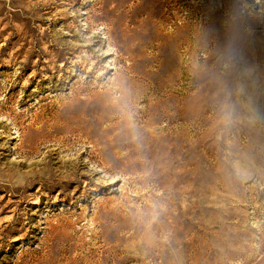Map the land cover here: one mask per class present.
<instances>
[{
  "label": "rangeland",
  "instance_id": "rangeland-1",
  "mask_svg": "<svg viewBox=\"0 0 264 264\" xmlns=\"http://www.w3.org/2000/svg\"><path fill=\"white\" fill-rule=\"evenodd\" d=\"M0 264H264V0H0Z\"/></svg>",
  "mask_w": 264,
  "mask_h": 264
},
{
  "label": "bare ground",
  "instance_id": "bare-ground-1",
  "mask_svg": "<svg viewBox=\"0 0 264 264\" xmlns=\"http://www.w3.org/2000/svg\"><path fill=\"white\" fill-rule=\"evenodd\" d=\"M224 50H222V52H223ZM230 52V51H229ZM225 54V53H224ZM229 56V55H228ZM247 60V59H246ZM251 62V61H250ZM134 85V84H133ZM126 103V102H125ZM152 106V105H151ZM128 107V106H127ZM125 111V110H124ZM136 111V110H135ZM75 129V128H74ZM76 130V129H75ZM82 130V129H81Z\"/></svg>",
  "mask_w": 264,
  "mask_h": 264
}]
</instances>
